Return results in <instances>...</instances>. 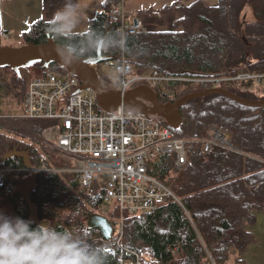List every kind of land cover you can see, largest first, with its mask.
<instances>
[{
    "label": "trees",
    "instance_id": "obj_1",
    "mask_svg": "<svg viewBox=\"0 0 264 264\" xmlns=\"http://www.w3.org/2000/svg\"><path fill=\"white\" fill-rule=\"evenodd\" d=\"M64 3L65 0H43V7L56 11ZM119 3L120 0H104L101 12L90 20L88 28L115 33L110 13ZM174 12L180 17L173 22L172 30L146 29L127 35L125 60L133 75L157 72L163 77L222 79L264 74V0H218L216 6L201 0H180L156 13ZM48 24L41 19L33 22L22 34L23 39L39 45L52 38L59 45L48 32ZM32 67L39 69L38 79L47 71L66 72L57 65L45 69L37 63ZM24 69L17 76L10 68H0V104L4 100L12 102L5 109L23 105L29 83L22 76ZM95 69L102 82L112 85ZM162 84L155 90L168 102L202 90L193 84ZM116 88L119 90V86ZM220 88L243 100L264 101V90L253 79L225 82ZM180 113L182 122L177 130L159 118L160 123L183 138L203 137L209 127H222L231 133V145L251 158L221 149L204 155L199 145H192L180 177L172 155L154 157L147 166L148 174L161 180L178 202L167 198L153 213L125 216L123 237L118 247L107 252L108 264H120V258L130 260V252L160 264H232L231 253L235 252L234 264H243L240 256L256 241L245 226L255 223V213L264 211V108L245 107L223 95H209L188 101ZM14 116L0 114V158L15 151L28 155L31 168H40L44 159L48 168L63 169L53 159V154H58L56 149L45 143L58 123ZM9 133L38 143L42 153L30 142ZM0 168L27 167L22 158H12ZM19 183L16 180L12 196H5L0 188V207L7 202L15 217L31 220L33 206L37 212L32 227L50 224L74 233L84 230L93 246L102 247L100 232L89 229L86 221L90 212L100 211L105 205L103 190L95 188L89 193L72 174L40 172L35 175L27 202L21 197ZM118 216L114 208L111 222L116 224ZM172 250H176L175 256Z\"/></svg>",
    "mask_w": 264,
    "mask_h": 264
},
{
    "label": "built area",
    "instance_id": "obj_2",
    "mask_svg": "<svg viewBox=\"0 0 264 264\" xmlns=\"http://www.w3.org/2000/svg\"><path fill=\"white\" fill-rule=\"evenodd\" d=\"M142 15H128L124 0L114 6L110 19L116 24L115 33L125 35L146 31ZM0 38L8 34L0 31ZM104 57L119 58L101 65L113 67L124 63L128 71L124 74L125 84L119 86L121 95L135 85L145 84L158 88L164 82L182 81L199 86L203 90L220 88L225 82L253 79L264 90V74L238 75L233 78H192L176 79L163 77L157 72L133 75L132 67L125 60V52L112 50L101 52ZM100 65V66H101ZM81 83L68 72L47 71L41 79L28 83L23 100L22 118L30 120H49L58 124L46 136V144L55 148L71 161L65 169L48 168L44 159L40 168L12 169L0 168V188L5 196H12L16 189V175H36L40 172H64L72 174L79 185L93 193L95 188L104 191L103 201H114L120 218L113 225L111 240L103 241L106 252L119 246L123 237V220L125 216L153 213L167 198L175 202L178 199L168 187L148 174L147 166L154 157L173 155L175 168H182L187 163L188 148L199 145L204 155L215 149L251 158L231 145V135L222 127H211L205 137L183 138L175 136L173 131L160 123L158 117L126 115L123 105L113 113L99 109L93 90L77 92ZM114 238H118L117 241ZM114 241V242H113ZM176 250L171 251L175 256ZM134 264H160L147 260L145 263L136 255Z\"/></svg>",
    "mask_w": 264,
    "mask_h": 264
},
{
    "label": "clouds",
    "instance_id": "obj_3",
    "mask_svg": "<svg viewBox=\"0 0 264 264\" xmlns=\"http://www.w3.org/2000/svg\"><path fill=\"white\" fill-rule=\"evenodd\" d=\"M85 9L80 0H65L48 24V32L59 41L57 56L64 66L98 52H127V35L80 30ZM112 87L124 85L128 71L124 63L113 66ZM126 115H139L129 106ZM0 264H108V253L89 242L88 233L60 230L50 224L32 227L31 220L11 217L0 211Z\"/></svg>",
    "mask_w": 264,
    "mask_h": 264
},
{
    "label": "water",
    "instance_id": "obj_4",
    "mask_svg": "<svg viewBox=\"0 0 264 264\" xmlns=\"http://www.w3.org/2000/svg\"><path fill=\"white\" fill-rule=\"evenodd\" d=\"M58 46L52 38H47L45 43L39 45L27 43L25 46L16 49L0 47V68H10L17 76H21V69L30 68L37 63H42L45 69L50 65H57L80 81L81 85L77 92L93 90L97 106L101 111L113 113L118 107L123 105L126 112L129 106H133L138 109L139 115L158 117L172 130H177L182 122L180 109L184 104L190 100L209 95H223L245 107L264 108V101L243 100L223 88L201 90L168 103H161L158 100V94L146 85L136 86L121 95L120 90L116 87L102 82L95 69V66H99L104 62L118 61L119 58L117 56L104 57L101 52H98L93 58L81 59L71 66H64L56 53ZM141 102L149 104L150 111L148 113L140 111ZM12 158H22L27 168L31 166L27 154L11 151L0 158V167ZM34 178L35 175H31L23 179L19 184L20 193L23 195L22 198H24V194H27L26 201L33 188ZM86 226L89 229L98 230L105 241H109L112 238L113 224L104 216L95 213L88 214Z\"/></svg>",
    "mask_w": 264,
    "mask_h": 264
},
{
    "label": "rangeland",
    "instance_id": "obj_5",
    "mask_svg": "<svg viewBox=\"0 0 264 264\" xmlns=\"http://www.w3.org/2000/svg\"><path fill=\"white\" fill-rule=\"evenodd\" d=\"M100 1H104V0H95V2H94L95 4L92 6L100 5L101 4ZM125 1L131 2L134 5H136V11L140 12L139 15H147V14H149L148 11H152L151 13L157 14L156 13L157 11H161L162 8L167 6V5L162 4V6H160L158 8H151V6L149 4L152 2L155 3V0H125ZM172 1L175 2V0H170L169 2L166 1V3H173ZM201 1L204 2L206 5H209V6H216L218 3V0H214L213 2H212V0H201ZM185 2H186V4L190 3V1H185ZM169 5H171V4H169ZM100 11H101V9L99 10V12ZM138 12H135V13L137 14ZM167 14H169V13H167ZM172 24H171V26H168V28H167L168 30H172ZM83 26H84V23L82 21V23L80 25V30H82V31H83ZM87 28H88V25H87ZM5 33H7V32H5ZM1 39H7V38H1ZM26 44L27 43L23 39V37L19 38L18 40H14L12 42L5 41V40H1V42H0L1 47L13 48V49L23 47ZM97 71L100 75L106 76L108 78V80L112 83L111 77H112V73L114 71L113 67H104L101 65L100 67L97 68ZM22 76L25 80H27V82H30V81L36 80L40 77V71L38 68H35V67L26 68L22 71ZM160 87L162 88L163 84H161ZM149 88H151V87H149ZM151 89H155V88H151ZM162 90L165 91L164 89H162ZM164 99H165L164 101H167L166 98H164ZM8 102H11V101L10 100H4L1 102L0 114H2V115H15L14 117L22 118L21 113L23 112L22 111L23 107H10L8 109H5L4 107L7 105ZM166 103H168V101ZM9 134L12 137L21 139L23 141L30 142L32 145H34L36 147L37 150H39V152L42 153V150H41L38 143H36L32 140H27L25 138H21V137L15 135V134H12V133H9ZM54 158L61 165H63V169H65V167L71 165V161L68 159V157H66L63 154H56V155L53 154V159ZM23 179H25L24 176L23 177H20V176L17 177V180H19V182H21ZM21 197H23V195H21ZM27 202H29V197H28ZM30 208L32 211L31 221H34L36 219L35 217H36L37 210L33 206H30ZM114 208H115L114 201H109V202H106L105 205L101 206L100 211L90 212V213L91 214L92 213L99 214L101 216L108 218L110 220V222L111 221L114 222V220L110 218V214L113 212ZM0 211H2L4 214H6L8 216L15 217L11 207L9 206V204H7V202H4V204L0 207ZM118 218H120V215L118 216ZM112 224H114V223H112ZM245 229L253 234L256 241H255V243L248 246L245 249V251L242 253V255L240 256V258L243 260V264H264V211L255 213V223L252 225L247 224L245 226ZM114 240L117 241L118 238H114ZM115 246L117 247V245H115ZM235 258H236V253L232 252L231 253V263L232 264H234Z\"/></svg>",
    "mask_w": 264,
    "mask_h": 264
},
{
    "label": "crops",
    "instance_id": "obj_6",
    "mask_svg": "<svg viewBox=\"0 0 264 264\" xmlns=\"http://www.w3.org/2000/svg\"><path fill=\"white\" fill-rule=\"evenodd\" d=\"M170 0H155V3H150L151 8H158L164 5H169L172 3H166ZM180 0H175L179 2ZM214 0H212L213 2ZM85 9V14L83 17V30H86L87 25L91 18H93L99 10H102V4L104 1H100V5L92 6L95 0H80ZM97 2V1H96ZM175 3L174 1H172ZM125 10L128 15L135 14L136 5L131 2H124ZM57 12L54 10L48 11L43 7V0H0V31H5L8 33L7 39H1L5 41L12 42L22 38V34L28 29V27L37 20H43L50 22ZM101 12V11H100ZM146 14V13H145ZM178 13L169 14H154L149 13L147 15H142L141 18L146 25V29L152 31H166L168 26L179 19Z\"/></svg>",
    "mask_w": 264,
    "mask_h": 264
},
{
    "label": "bare ground",
    "instance_id": "obj_7",
    "mask_svg": "<svg viewBox=\"0 0 264 264\" xmlns=\"http://www.w3.org/2000/svg\"><path fill=\"white\" fill-rule=\"evenodd\" d=\"M182 78H185V76H179V77H176V79H182ZM193 78V77H192ZM196 79H199V78H196ZM174 82H176V83H180V84H188V83H185V82H182V81H174ZM203 90V89H202ZM208 90V89H207ZM181 114V113H180ZM210 128L211 127H209L208 129H207V131H206V134L203 136V137H205L206 135H208L209 134V132H210ZM229 131V130H228ZM174 133V132H173ZM230 133V132H229ZM175 135V134H174ZM230 135H231V133H230ZM176 136V135H175ZM239 150V149H238ZM241 151V150H240ZM241 152H243V151H241ZM243 153H245V152H243ZM245 154H247V153H245ZM161 156H164V155H161ZM173 156V155H172ZM173 159H174V156H173ZM176 162H175V159L173 160V164H175ZM174 168H175V166H174ZM175 170L179 173V176L181 175L182 176V174H183V170H184V167L182 168V166H180L179 168H175ZM102 240L104 241V239L102 238ZM130 254L133 256L130 260H125V259H123V258H120V260H119V263L120 264H134L135 262H136V255L139 257V260L141 261V262H146L147 260H149V259H144L142 256H139L138 254H136V253H134V252H130Z\"/></svg>",
    "mask_w": 264,
    "mask_h": 264
},
{
    "label": "flooded vegetation",
    "instance_id": "obj_8",
    "mask_svg": "<svg viewBox=\"0 0 264 264\" xmlns=\"http://www.w3.org/2000/svg\"><path fill=\"white\" fill-rule=\"evenodd\" d=\"M95 68H98V66H95ZM157 94H158V100L161 102V103H166L167 101H164V97L160 95V92H158L157 90L153 89ZM142 106L140 108V111L144 112V113H148L150 111V106L148 103L146 102H141ZM27 195V194H26ZM26 195L24 194V199H26Z\"/></svg>",
    "mask_w": 264,
    "mask_h": 264
}]
</instances>
